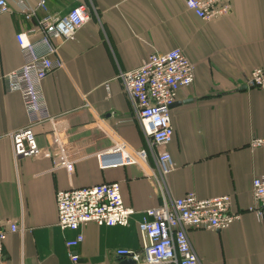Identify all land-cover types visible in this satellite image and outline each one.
I'll list each match as a JSON object with an SVG mask.
<instances>
[{
	"label": "crops",
	"instance_id": "0c3cea01",
	"mask_svg": "<svg viewBox=\"0 0 264 264\" xmlns=\"http://www.w3.org/2000/svg\"><path fill=\"white\" fill-rule=\"evenodd\" d=\"M24 1L35 6L40 0ZM8 2L11 12L0 15V222L26 229L8 233V264H74L66 241L78 231L58 226L56 193L103 182H120L124 203L137 212L128 226H83L77 264H117L124 259L116 250L141 248L143 211L163 198L148 176L159 173L156 149L117 76L141 66L152 52L177 47L195 64V82L179 91V105L171 108L174 137L167 149L175 170L166 180L168 198L232 195V211L240 218L229 228L188 230L200 262L264 264V214L250 210L253 180L264 176V149L249 146L264 137V89L240 90L253 69L264 67V0H231L232 11L214 20L190 12L185 0H47V10L31 20L18 0ZM80 4L90 8L91 19L74 40H56L65 67L43 81L49 111L60 116L77 158L74 171L58 167L62 154L49 123L35 126V133L50 155L15 162L7 134L28 119L22 95L8 92L2 78L23 65L16 37L35 28L38 18L62 16ZM116 138L146 149L147 162L117 164L107 152Z\"/></svg>",
	"mask_w": 264,
	"mask_h": 264
},
{
	"label": "built area",
	"instance_id": "2783aa9c",
	"mask_svg": "<svg viewBox=\"0 0 264 264\" xmlns=\"http://www.w3.org/2000/svg\"><path fill=\"white\" fill-rule=\"evenodd\" d=\"M17 3L28 20L38 17L40 11L47 10V0H40L35 6H29L24 0H18ZM185 6L203 20H214L232 11L231 0H185ZM9 12L11 6L8 0H0V15ZM90 19V8L80 4L62 16L46 14L38 18L35 28L17 35L23 53V65L2 78L8 92L22 95L28 119L26 126L7 134L15 162L21 158L50 155L39 147L35 133V126L49 123L62 154L58 167L66 169L69 174L73 173L77 158L62 134L60 116L49 111L43 81L53 71L65 67L59 52L61 45L56 40H74L78 30ZM117 78L135 104L150 148L156 149L159 173L148 176L157 181L163 203L143 211L139 223L143 240L141 248H121L116 250V255L132 260L133 264H201L188 230H225L240 218V213L232 211L233 196L230 194L206 199L199 198L194 192L172 199L167 195L166 180L175 170L174 160L167 149L174 137L171 106L177 101L182 88L194 84L195 64L177 47L167 52H152L141 66L120 70ZM246 86L264 89V67L252 70ZM97 128L103 130L99 124ZM249 146L251 149H264V137H254ZM107 152L115 154L119 165L145 164L148 158L146 149H131L119 138L114 140ZM103 163V166L107 165L105 161ZM253 198L254 204L250 210L262 218L264 176L254 178ZM56 203L58 226L62 230L78 231L76 238L66 241L74 264L81 259L76 249L84 240V234L80 231L83 226L91 222L98 226H128L137 212L124 203L118 181L59 190ZM25 230L24 226L19 227L14 221L0 222V264H8L5 256L8 233Z\"/></svg>",
	"mask_w": 264,
	"mask_h": 264
},
{
	"label": "water",
	"instance_id": "95a60500",
	"mask_svg": "<svg viewBox=\"0 0 264 264\" xmlns=\"http://www.w3.org/2000/svg\"><path fill=\"white\" fill-rule=\"evenodd\" d=\"M248 87L246 86V85H244V86H242L241 88H240V90H245V89H247ZM177 105H179V102H175L172 106H171V108L172 107H174V106H177ZM124 260H123V262H121V264H133L134 262L132 261V260H130V259H126V258H124V257H122Z\"/></svg>",
	"mask_w": 264,
	"mask_h": 264
}]
</instances>
